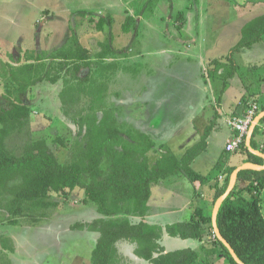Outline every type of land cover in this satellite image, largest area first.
Returning a JSON list of instances; mask_svg holds the SVG:
<instances>
[{
	"label": "rangeland",
	"instance_id": "obj_1",
	"mask_svg": "<svg viewBox=\"0 0 264 264\" xmlns=\"http://www.w3.org/2000/svg\"><path fill=\"white\" fill-rule=\"evenodd\" d=\"M262 13L264 0H0V106L6 103L3 95L11 84L2 77L4 65L9 62L17 65L15 61L21 58V52L47 56L56 53L73 35L93 51L97 41L111 42L114 49L111 57L94 62L90 69L83 68L80 75L107 82L105 104L113 110L125 131L136 130L135 126L149 131L157 141L156 152L151 156L154 163L161 153L169 150L165 140L182 135L183 130L168 129L179 127L188 108H200L201 115L210 111L215 120L218 109L224 107L232 114L244 105V116L253 105L256 115L262 111L264 40L235 54L236 74L226 86L221 78L227 55L240 39L242 28ZM90 15L106 18L103 30H98L90 21ZM129 15L134 16L135 22L129 32H124L123 24ZM63 87V78L56 83L39 82L23 100L32 112L30 138L45 139L58 160L66 164L74 159L79 145L85 141L73 117L86 109L90 97L83 93L77 103L64 107L60 98ZM65 108L70 110L69 115ZM165 112L171 114L169 128H163V123H167ZM262 131L256 137L263 138L264 148ZM233 132L236 135L234 127ZM27 138L26 134L13 135L9 146L19 148ZM174 150L178 153L186 148ZM230 153L244 154V147L239 145ZM182 179L171 177L160 186L159 183L152 185L155 192L161 193L162 185ZM188 193L186 190L185 194ZM85 197L82 187L52 193L50 201H56V207L29 209L19 226L11 225L9 214L0 207V264H89L99 233L71 228L76 222L99 217L97 205L86 203ZM166 199L158 198L156 206H168ZM213 206L212 202L210 215ZM41 211L48 214L42 221L51 222L45 233L37 228H23L35 225L30 221ZM204 233L206 241L210 240L220 253L212 222L207 223ZM3 236L12 239L13 253L3 250ZM178 241L170 237L165 245L171 249L176 243L175 249L184 248ZM124 242L128 245L118 244L122 263H145L137 259L135 244ZM187 247L195 245L190 243ZM212 264L231 263L221 257Z\"/></svg>",
	"mask_w": 264,
	"mask_h": 264
},
{
	"label": "trees",
	"instance_id": "obj_2",
	"mask_svg": "<svg viewBox=\"0 0 264 264\" xmlns=\"http://www.w3.org/2000/svg\"><path fill=\"white\" fill-rule=\"evenodd\" d=\"M90 21L100 31L107 22L105 17L97 19L93 15H90ZM134 22V16L129 15L123 31L129 32ZM263 39L264 13L244 25L240 39L227 55L228 62L224 63L221 73L224 86L236 74L235 54ZM94 48L95 51L83 46L73 35L56 53L46 56L33 51L21 52V58L15 61L17 65L11 62L4 65L2 77L11 84L3 95L7 101L0 106V207L9 214L10 224L16 226L21 224L20 219L29 209L56 207V201H50L52 193L82 187L86 195L84 201L95 203L101 215L71 226L74 230L99 233L89 264H123L118 248L120 241L135 244V255L151 264H195L199 258L196 250L187 247L167 251L161 241L165 233L182 239L201 240L203 225L212 222L210 214L205 216L198 210V219L165 227L145 220L133 222L130 216L144 218L148 214L153 183L171 177H186L191 182L203 178L191 164L206 150L207 137L216 124L215 118L207 126L202 139L187 148L181 157L166 150L154 163L151 162V156L156 152L153 138L137 129L125 131L113 110L105 104L107 82L80 75L83 68L90 69L94 62L110 58L114 53L108 41L99 40ZM62 78L64 87L60 98L64 107L77 103L83 93L90 97L86 109L79 112L78 117H73L85 141L79 145L74 159L66 164L58 160L45 139L30 138L32 112L23 100V96L39 82L56 83ZM64 110L70 114L68 108ZM262 124L264 118L252 136L255 148L256 136L263 133ZM23 134L28 138L20 149L9 146L8 141L13 135ZM245 137L239 144L244 147L245 161L263 164L264 159L246 147ZM222 167L219 161L215 171ZM235 168H227L226 181L217 190L213 204L225 192ZM47 217L48 214L41 211L32 217L30 223L37 224ZM217 220L222 234L244 262L264 264V169L247 168L239 172L236 186L223 201ZM216 240L221 247L220 256L231 264H238L229 249ZM1 245L3 250L15 251L9 236L1 238Z\"/></svg>",
	"mask_w": 264,
	"mask_h": 264
},
{
	"label": "crops",
	"instance_id": "obj_3",
	"mask_svg": "<svg viewBox=\"0 0 264 264\" xmlns=\"http://www.w3.org/2000/svg\"><path fill=\"white\" fill-rule=\"evenodd\" d=\"M244 49H248V48H244ZM138 75H133L132 77H138ZM206 89L209 90L210 87L208 88L207 86ZM243 107L244 105H240L238 110L232 112V114L231 112H226L225 107L223 109H218L219 116L217 120H215L216 124L207 137V148L198 157H196L191 164V167L203 178L198 179L195 182H191L186 177H183L182 180L173 182L170 185L167 186L162 185L163 187L161 186L160 188L161 193H159V191L155 192V189L153 188L152 185V194L149 201L150 210L148 214L144 218L138 216H130L133 222H139L141 220H145L149 223L160 224L163 227H165L167 224L179 222L180 220L178 219H181V217L184 219L181 221H191L194 218L198 219L199 218V216L197 215L198 210H200V212L205 216L209 215L214 196L217 190L224 185L225 182L224 178L226 175L227 168L230 166L237 167L247 162L245 161L246 160L245 154L233 155L232 153H230L231 151H228L230 154L226 155V151H227L226 145L232 140L233 136L235 135V133L233 132L232 120L243 118V113H242ZM201 114L202 112H200V108H193V110L188 108V111H186V116L185 118L183 117V119L181 120L182 123L179 125V127L177 129L176 128L168 129L171 131L183 130V132H181L182 133L181 136L175 137V135H172L170 137L171 139L165 140L166 143L164 144L169 148V150L170 149L171 151H173V149L177 150V148L181 146L187 149L202 139V136L207 126L213 120V116L210 114V111L206 112L204 115ZM164 116L167 117V121H166L167 123L166 124L163 123V128L164 127L169 128L170 119H172L171 114L165 112ZM171 125L175 126V124H171ZM135 128L147 134L149 132L148 130H144L141 127L135 126ZM262 130H264V124H262ZM256 138H257L256 149L264 152L262 147L263 144L261 143L263 141V138L260 136ZM153 140L155 141V139ZM156 142L157 141H155V144H157ZM173 152L181 157L185 151L184 152L182 151L183 153L178 152L179 154L175 150ZM219 161H221L223 167L219 171H215V166ZM245 184L247 183H244L243 185ZM158 185L160 186L161 183H159ZM186 190H188L189 192L188 195L185 194ZM162 193L164 195L167 194V197H163ZM182 194L185 195L184 199L181 198ZM158 198L162 200L167 198L169 201L168 206L165 207V206H161L160 204H159L160 206H156V203H158L157 201ZM100 216L101 215L99 213V217ZM211 216H212V212H211ZM50 223L51 222H48L47 224L44 223V221H41L35 225H25L24 227L23 226L20 227L26 228L27 230H32L37 228L40 232L45 233V231L51 227ZM206 225L207 224L203 225L204 228ZM170 237L172 238V236H169L167 233H165L161 241V243L165 246L167 251L171 249L175 250L174 247H176L175 246L176 243L173 244V246H171V249L165 245L167 239ZM173 239L179 240L178 242L180 243L181 247L184 248L190 246V243L195 245L193 249L196 250L199 254V258L195 264H212V262H218V260L221 259L218 248L214 246L210 240L206 241L205 233L203 234L201 240L194 239V241L193 240L190 241V239L192 238L182 239L180 237H173ZM120 242H118L119 245L122 244L124 246V244H127V242L124 241H120ZM170 242L171 241H169L168 243ZM137 259L141 260V262H145L146 264L149 263L148 261H145L139 257H137Z\"/></svg>",
	"mask_w": 264,
	"mask_h": 264
},
{
	"label": "water",
	"instance_id": "obj_4",
	"mask_svg": "<svg viewBox=\"0 0 264 264\" xmlns=\"http://www.w3.org/2000/svg\"><path fill=\"white\" fill-rule=\"evenodd\" d=\"M264 118V110H262L261 112H259L252 120L248 132L246 134V139H245V145L246 147L253 152L256 155H259L261 157L264 158V152L256 149L253 145H252V136L254 134L255 128L257 125L260 124V121ZM256 169V170H263L264 169V163L263 164H259V163H254V162H245L239 166H237L231 177L229 180V184L225 190V192L223 194H221L215 201L214 203V207H213V211H212V226H213V231L214 234L216 236V238L218 240H220L230 251L232 257L234 258V260L238 263V264H247L246 262H244L236 253L235 249L233 248V246L231 245V243L224 237V235L222 234L219 226H218V213L220 210V207L223 203V201L227 198V196L230 195V193L233 191V189L236 186L237 180H238V175L239 172L243 169Z\"/></svg>",
	"mask_w": 264,
	"mask_h": 264
},
{
	"label": "built area",
	"instance_id": "obj_5",
	"mask_svg": "<svg viewBox=\"0 0 264 264\" xmlns=\"http://www.w3.org/2000/svg\"><path fill=\"white\" fill-rule=\"evenodd\" d=\"M254 116H256L255 105H253V107L248 110V114H246L245 116L243 115V118L234 119L235 121L233 122V127L237 131V134L234 135L232 140L226 145L227 151H234L239 146L243 138L246 136L248 127L252 122Z\"/></svg>",
	"mask_w": 264,
	"mask_h": 264
}]
</instances>
